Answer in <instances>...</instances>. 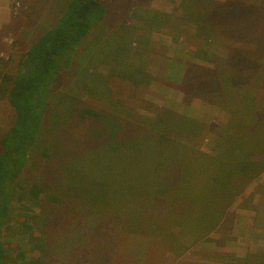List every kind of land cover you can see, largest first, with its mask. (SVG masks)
I'll return each instance as SVG.
<instances>
[{"label":"rangeland","instance_id":"1","mask_svg":"<svg viewBox=\"0 0 264 264\" xmlns=\"http://www.w3.org/2000/svg\"><path fill=\"white\" fill-rule=\"evenodd\" d=\"M68 1L0 0L4 71L19 70L23 54L54 25ZM240 6L232 5L241 19L229 3L214 8V20L204 28L196 10L208 14L213 0H111L106 18L76 49L72 65L57 76L39 141L17 181L25 186L43 183L56 198L29 199V214L37 219L29 223L33 230L26 239L42 246L32 255L38 264H264V169L224 205L220 227L197 241L178 227L177 241L170 245L140 234L148 220H138L139 211L162 208L154 207L157 191L175 180L179 163L142 121L157 115L165 122L178 117L181 124L185 118L195 121L198 129L187 147L199 155L214 153L217 130L229 122V111L213 95L219 82H210L207 92L206 74L197 72L199 82L192 88L186 77L192 64L210 69L218 64L225 70L233 46L245 54L261 43ZM154 12L160 25L152 31L148 59L141 62L153 79L137 87L120 77H137L132 51H143L147 19ZM250 73L249 84L264 86V67ZM81 108L95 110L99 118L83 117ZM14 118L8 101L0 100V136ZM255 159L264 166L263 155L255 154ZM16 208L21 205L14 206V219L21 214ZM23 231L21 220L15 219L6 232L10 264H24L16 263L20 253H25L21 262L31 257ZM175 244L184 246L183 255L173 254Z\"/></svg>","mask_w":264,"mask_h":264},{"label":"trees","instance_id":"2","mask_svg":"<svg viewBox=\"0 0 264 264\" xmlns=\"http://www.w3.org/2000/svg\"><path fill=\"white\" fill-rule=\"evenodd\" d=\"M110 2L111 0H69L54 25L42 33L23 54L19 70L15 74L4 71L3 61L0 60V100L8 101L15 117L12 126L0 136V264H10L11 256L5 237L15 219H20L21 225L26 228L22 242L31 255L28 261L21 262L25 253H20V261L16 263L38 264L32 255L34 251L41 250L42 246L34 245L26 239L27 234L33 230L29 223H35L37 219L29 214L32 210L29 199L40 201L47 195L53 200L56 198L53 189L43 183L45 187L36 181L27 186L17 184V181L21 180L30 155L39 141L44 113L57 76L72 65L76 49L106 18ZM185 2L183 0V4ZM218 2L213 0V8L208 14L202 15L196 10L197 17L200 20L202 18L201 25L204 28L207 24H212L215 9L228 3L231 5L230 10L241 19L242 15L232 7L233 4L241 5L247 11L245 14L252 24L251 31L261 43L252 52L245 54L240 53L239 46H233L227 56L229 65L224 61L225 70L218 64L213 69L199 64H192L187 68L190 78L186 77V81L189 88L197 87V72L207 75L204 78L207 92L210 82H219L220 88L213 91V95L229 111V122L223 129L217 130L219 137L214 153L199 155L187 147L191 136L198 129L196 122L191 119L185 118L186 121L181 124L180 117L165 122L157 115L154 119L145 118L142 121L150 130L159 134V145L167 146L170 156L174 154L179 157V163L174 168L178 176L172 182L164 183L165 186L157 191L160 199L156 197L154 207L160 204L162 208L154 212H138L141 223L148 220V225L140 234L159 237L163 242L169 241L170 245L172 241H177L174 228H181L194 241L219 228L226 211L224 205L228 201L230 205L246 183L264 169L263 164L255 159V154L264 156V86L249 84L246 76L248 71L251 72L249 76L256 72L259 65L260 68L264 67V0ZM197 3L202 6L199 1ZM169 15L164 17L167 22L171 18ZM159 19L158 13H149V27L146 30L148 38L143 51L135 50L137 54L132 51V58H135L131 60V66L138 71L137 77H120L134 86L148 84L153 79L141 62L148 59L151 52V35L154 27L160 25L157 23ZM201 60L213 64L216 62L209 58ZM109 63L114 66V61ZM116 112L126 113L118 109ZM79 113L83 117L99 118V114L90 108H81ZM143 145L147 147L144 143ZM16 204L21 205L19 210L16 208L21 214L20 218L14 219ZM15 230L22 233L19 228ZM34 239L36 238L31 240ZM179 248L182 252H179ZM184 252L181 244L173 245L174 255L180 256Z\"/></svg>","mask_w":264,"mask_h":264},{"label":"crops","instance_id":"3","mask_svg":"<svg viewBox=\"0 0 264 264\" xmlns=\"http://www.w3.org/2000/svg\"><path fill=\"white\" fill-rule=\"evenodd\" d=\"M152 75V74H151ZM152 81V80H151Z\"/></svg>","mask_w":264,"mask_h":264}]
</instances>
